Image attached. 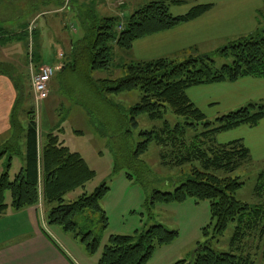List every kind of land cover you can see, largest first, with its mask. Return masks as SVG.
<instances>
[{
  "label": "trees",
  "instance_id": "1",
  "mask_svg": "<svg viewBox=\"0 0 264 264\" xmlns=\"http://www.w3.org/2000/svg\"><path fill=\"white\" fill-rule=\"evenodd\" d=\"M183 2L161 0L148 3L130 15L126 27L118 31L117 37L113 32L115 17L83 23V38L76 43L71 42V56L78 57L89 70L108 71L115 55H123L126 59L120 65V77L100 82L114 85L112 89L107 88V92H140L139 102L128 111L131 125L136 126V119L141 115L152 122L162 121V126L140 133L147 139L137 145L136 155L146 152L154 143L162 149L160 157L165 164L179 168L189 166L185 180L172 193L153 191L149 203H182L188 198L196 202L208 201L216 235H222L230 222L238 223L232 243L244 238L243 224L252 213L254 228L258 226L252 230L261 238L264 236V205L252 208L236 200L234 195L243 183L237 177H230L241 166L252 163L249 150L241 140L218 144L216 136L242 126L256 128L264 120V104L250 103L210 121L189 100L187 90L202 85L233 83L248 77L264 79V27L226 43L210 55L194 52L181 61L175 58L145 62L133 60L131 50L135 41L192 21L210 9L209 5H202L183 16H172L170 6ZM213 56L230 57L231 63L217 69ZM15 89L17 96L9 118L10 136L0 142V161L3 162L0 216L8 207L20 210L34 207L42 201L46 206H52L46 212L48 226L74 232L73 217L84 210L101 212L100 202L109 189L103 183L92 194L82 192L73 201L64 200L67 194L84 190L96 174L80 154L70 151L53 133H49L43 145L38 147L35 112L27 104L30 95L24 94L26 88L23 90L17 86ZM168 110L183 122L171 126L164 121ZM21 114L24 115L23 121H27L26 128L21 125ZM199 127L201 131L197 132ZM14 158L22 160V167L10 176ZM115 169H118L117 160ZM263 177L264 173L259 176V182ZM7 192L9 202H5ZM176 237V232L161 225L138 234L135 244L132 237L110 236L97 264H146L155 245L171 244ZM82 241L86 243L89 254L96 252L98 243L90 234L84 235ZM204 250L206 253L195 254L191 262L180 261L177 264H254L248 254L239 258Z\"/></svg>",
  "mask_w": 264,
  "mask_h": 264
},
{
  "label": "rangeland",
  "instance_id": "2",
  "mask_svg": "<svg viewBox=\"0 0 264 264\" xmlns=\"http://www.w3.org/2000/svg\"><path fill=\"white\" fill-rule=\"evenodd\" d=\"M113 1L104 3L113 4ZM98 2L0 0V75L12 78L16 87L24 84L27 88L31 87L35 65L56 70L54 80L49 84V101L36 111L38 130L44 141L49 133L56 135L70 151L80 154L96 174L84 190L67 194L64 200L73 201L82 192L92 194L103 183L109 189L100 202L101 212L84 210L73 217L74 232H64L58 226H49L50 230L83 264H97L110 236L132 237L135 244L138 234L155 225L176 232L177 237L171 244L155 245L153 255L146 264L191 262L195 254L206 253L204 249L239 258L248 254L254 264H264V236L260 238L258 232L252 230L258 227L254 228L252 213L243 224L246 235L239 242L232 243L238 223L230 222L222 235H216L208 201L196 202L188 198L182 203H149L153 191L172 193L185 180L189 166L179 168L165 164L160 157L162 149L154 143L146 152L136 155L137 145L147 139L140 133L162 126V121L152 122L141 115L136 119V126L131 125L128 111L139 102L140 92H107L106 89H112L114 85L100 82L120 77V65L126 59L123 55H115L108 71L89 70L78 57L71 56V42L76 43L83 38V23L115 17V37L119 34L117 26L126 27L130 17L126 7L123 12L127 16L123 20L116 17L114 11L98 7ZM31 26L35 27L33 31H30ZM213 57L217 69L231 63L230 57ZM73 66H76L77 72L73 71ZM15 72L19 74L13 78ZM223 114L208 119L213 121ZM19 119L26 128L24 115L21 114ZM164 121L174 126L182 123L183 119L168 110ZM200 131L201 127L197 132ZM231 133L243 137L246 132L231 130L216 137L221 140L220 143H225L232 139ZM12 167L15 172L16 162ZM263 173L264 164L253 161L233 172L230 177H237L243 183L236 191L235 199L252 208L264 205V177L259 182ZM5 196V202H9V193ZM51 207L47 206V210ZM86 234L98 243L93 254L87 252L86 243L82 241Z\"/></svg>",
  "mask_w": 264,
  "mask_h": 264
},
{
  "label": "crops",
  "instance_id": "3",
  "mask_svg": "<svg viewBox=\"0 0 264 264\" xmlns=\"http://www.w3.org/2000/svg\"><path fill=\"white\" fill-rule=\"evenodd\" d=\"M104 1L108 0H99L97 6L104 11L108 10L112 13L114 11L118 15H115L116 17L124 20L127 13L132 15L148 3L161 0H114L113 4H106ZM118 1L123 3L122 7H117ZM184 1L170 6L172 16H183L192 8L202 5H209L210 9L192 21L135 41L131 50L133 60L145 62L175 58L180 61L194 52L210 55L226 43L249 36L264 27V0ZM125 7L128 9L127 13L123 12ZM30 28L35 29L34 26ZM34 69L33 73L36 74L42 68L35 65ZM18 74L13 73V78L18 77ZM18 87L26 88L24 84ZM14 88L16 85L12 82V78L0 75V142L10 136L9 118L17 96ZM29 88H31L30 92L27 93ZM24 93L30 95L27 104L33 107L37 117L36 111L38 112L43 104L49 101L50 96L44 102H36L30 85ZM187 97L207 118L211 119L218 114H226L250 103H264V79L248 77L233 83L193 87L187 90ZM246 128L248 127L242 126L235 129L245 130L246 133L243 137L231 133L233 137L228 139V142L241 140L248 148L252 161L264 164V120L256 128L247 130ZM219 140L216 138L218 144H224ZM43 142L42 133L38 130L39 148ZM21 161L18 158L12 159L10 176L15 175L22 167ZM15 162L16 170L13 172L12 166ZM1 171L2 167H0ZM47 211V206L40 201L31 208L13 210L8 207L0 216V264H83L50 230L46 223Z\"/></svg>",
  "mask_w": 264,
  "mask_h": 264
},
{
  "label": "built area",
  "instance_id": "4",
  "mask_svg": "<svg viewBox=\"0 0 264 264\" xmlns=\"http://www.w3.org/2000/svg\"><path fill=\"white\" fill-rule=\"evenodd\" d=\"M122 5L123 3L121 1L117 2V7H122ZM120 29L121 26L118 27V30ZM32 30L33 28H30V31ZM54 74H55V69H51L50 67L42 68L36 74L34 73L32 74L31 87L36 102H42L48 98L49 84Z\"/></svg>",
  "mask_w": 264,
  "mask_h": 264
}]
</instances>
